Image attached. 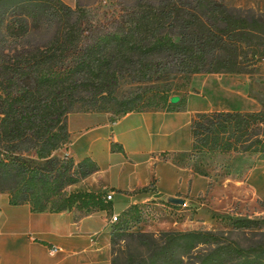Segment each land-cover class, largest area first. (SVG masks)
<instances>
[{"label": "trees", "instance_id": "obj_1", "mask_svg": "<svg viewBox=\"0 0 264 264\" xmlns=\"http://www.w3.org/2000/svg\"><path fill=\"white\" fill-rule=\"evenodd\" d=\"M263 58L264 12H242L223 0H132L118 7L0 0V189L34 211L102 208L100 193L64 191L97 169L87 156L74 163L53 154L68 141L69 112L109 103L121 105L116 116L180 110L159 83L176 74L249 73ZM123 77L152 87L117 99ZM189 130L193 156L264 154V106L195 111ZM125 220L113 223L110 264H264V247H240L220 232L122 230ZM257 223L228 218L231 230ZM120 239L135 246L124 251Z\"/></svg>", "mask_w": 264, "mask_h": 264}, {"label": "crops", "instance_id": "obj_2", "mask_svg": "<svg viewBox=\"0 0 264 264\" xmlns=\"http://www.w3.org/2000/svg\"><path fill=\"white\" fill-rule=\"evenodd\" d=\"M182 112L155 109L118 116L106 110L69 112L68 141L53 154L69 156L74 163L87 156L97 169L64 191L100 193L104 206L87 212L74 206L34 211L27 200L14 202L9 190L0 189V264H110V235L115 227L108 221L111 214L129 220L137 213L132 224L152 229H196L197 224L219 219L223 212L201 199H210L211 177L201 170L204 166L198 160H202L190 152L191 136L182 145L171 140L176 132L174 120ZM195 160L194 169L190 163ZM180 176L189 179L187 188ZM194 177L207 185L194 192L190 183ZM249 186L256 192V185ZM107 193L110 200L104 199ZM168 198L182 202L170 203ZM145 205L154 214L144 216ZM223 211L229 213V209ZM52 246L58 250L51 253Z\"/></svg>", "mask_w": 264, "mask_h": 264}, {"label": "rangeland", "instance_id": "obj_3", "mask_svg": "<svg viewBox=\"0 0 264 264\" xmlns=\"http://www.w3.org/2000/svg\"><path fill=\"white\" fill-rule=\"evenodd\" d=\"M74 5H99L101 7H118L119 4L128 3L132 0H62ZM227 4L239 8L242 12L255 11L264 12V0H223ZM149 83L136 82L128 77H123L118 81L114 95L117 99L137 96L148 91ZM152 87V86H151ZM159 87L167 90L169 98L178 96L176 102L170 105H179L183 110L177 119L175 137L171 139L182 145L189 141V113L192 111H203L212 109H239L257 110L264 106V58L260 60L255 69L249 73H188L176 74L169 79L159 83ZM142 98V97H141ZM121 105L109 103L106 111L118 114ZM179 147V146H177ZM160 149V148H157ZM156 149V150H157ZM164 148L163 151H168ZM155 150V151H156ZM162 153L161 156H164ZM28 158L38 161L32 152L25 154ZM197 160H202V165L207 174L211 177L210 199H204L206 206L214 205L220 209L219 219L209 223L197 224L196 229L211 230L220 232L227 240L236 243L240 247H264V154H252L240 156L229 153L221 156H207ZM191 162L192 168H196L198 163ZM201 163V161L198 160ZM256 167L250 172V168ZM161 166H165L161 163ZM173 171L172 167L166 165ZM249 176V177H248ZM185 182L186 188L189 184L187 176H180ZM248 177V179H247ZM196 178V179H195ZM194 177L190 183L195 192L201 187H205V180ZM242 180V182H237ZM249 185H256V192L250 189ZM77 191V190H75ZM73 191V192H75ZM199 199V200H201ZM223 208L229 209L228 214H224ZM110 213V211H109ZM219 213V212H218ZM137 217V213L125 220L121 226L122 230L129 231H149L157 233L162 230H176L173 227L168 229H152L148 225L135 226L132 221ZM246 217L256 219L257 225L231 230L228 225V218ZM143 220L145 218L141 217ZM135 226V227H133ZM118 245L122 250L132 249L135 244L131 241L120 239Z\"/></svg>", "mask_w": 264, "mask_h": 264}, {"label": "built area", "instance_id": "obj_4", "mask_svg": "<svg viewBox=\"0 0 264 264\" xmlns=\"http://www.w3.org/2000/svg\"><path fill=\"white\" fill-rule=\"evenodd\" d=\"M110 198H111V193L105 194V197H104L105 200H110ZM142 213L144 214V216H145V214L146 215L154 214V210L150 205H145V206H143ZM118 219H119V214H111L108 221L111 223H115L118 221ZM57 250H58V248L56 246H52L50 248L51 253L56 252Z\"/></svg>", "mask_w": 264, "mask_h": 264}, {"label": "water", "instance_id": "obj_5", "mask_svg": "<svg viewBox=\"0 0 264 264\" xmlns=\"http://www.w3.org/2000/svg\"><path fill=\"white\" fill-rule=\"evenodd\" d=\"M177 100H178V96H171L169 98L170 102H176ZM167 201L170 202V203H181L182 202V200L179 199V198H168Z\"/></svg>", "mask_w": 264, "mask_h": 264}]
</instances>
